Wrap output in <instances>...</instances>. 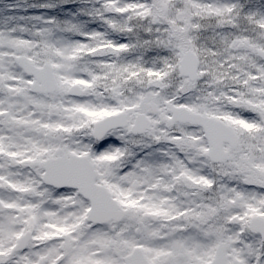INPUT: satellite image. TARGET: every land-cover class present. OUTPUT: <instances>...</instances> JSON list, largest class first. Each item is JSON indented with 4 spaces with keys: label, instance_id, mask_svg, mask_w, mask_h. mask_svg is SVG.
Here are the masks:
<instances>
[{
    "label": "rangeland",
    "instance_id": "374dc122",
    "mask_svg": "<svg viewBox=\"0 0 264 264\" xmlns=\"http://www.w3.org/2000/svg\"><path fill=\"white\" fill-rule=\"evenodd\" d=\"M6 1H9L7 11L0 8V93L4 95H0V143L3 144L0 155V264H123L122 257L129 252V246L132 250V245L137 244V239L127 243V227L130 224L137 226L136 215L140 213L134 212L127 221L92 228L86 216L89 203L81 199L76 191L57 192L46 187L41 180L42 171L33 166L34 162L48 156L88 152L82 149L85 147L82 144L83 135L88 133L75 131L86 126L92 128V123L97 119L110 111L120 110L129 111L131 115L144 110L152 119V130L144 136L146 142L143 145L171 138L177 148L186 150L184 152L188 153L187 158L194 166L191 167L181 156L177 157L185 171L179 176L181 183L188 184L195 179L196 192L204 183L208 184V180L211 183L220 181L224 188L222 196L218 200L216 198L221 204L220 208L217 204L208 207L207 197L201 199L200 194L196 199H191L190 208L193 209L192 219L196 226L191 240L197 238L196 234L206 223L217 225V213L222 209H227L225 237L211 238L207 249H203L199 243L193 244L196 240L189 244L181 242L176 246L171 241H160L170 234L164 229L160 232L169 214L156 212L162 204L160 202L167 199V194L156 190L166 184L158 182V175L155 179L152 176V181L156 182L152 186L156 188L155 192H140L139 196L132 198L135 205L143 195L140 201L143 198L146 201L140 208L150 209L149 206H152L155 208L151 209L155 210L153 213L164 217L159 222L154 221V226L147 221V227L152 226L153 231L158 230L160 234L157 236L158 244H155L156 238L146 240V244L144 242V252L148 258L155 264H207V254H211L219 242H228L232 244L230 254L242 259L244 264H260L259 258L264 254V248L260 240L258 242L255 236L250 235L248 223L251 216L264 215V63L257 55V50L264 48V0H109L108 3L102 2L104 7L100 0H97L99 6L95 4L96 0H90L93 3H89L85 9L109 25L113 21L112 14H124L125 9L134 11L137 18L132 20L131 25L136 26L129 29L132 28L141 38L136 47L139 55L136 62L140 63L142 59L147 62L146 65L137 66V71L131 65L134 63H129L128 69L126 63L118 62L124 57L116 48L100 46L99 43L104 41H98V36L93 35L98 31L91 32L92 40L81 47L82 50L92 51L91 59L83 60L82 65H76L74 46L65 45L64 40L63 43L53 39L52 30L35 39L19 36L16 30H23L24 25H29L27 21L53 20L49 14L52 12L47 10L40 15H28L31 7L35 8V0H0V7ZM70 1L53 0L54 3L50 4L66 5ZM27 4H30L29 9L26 8ZM48 4L45 3L46 6ZM65 13L66 18L57 19L59 22L55 20L56 24L86 25L89 22L88 12H82L80 18ZM240 43L244 46L240 47ZM154 50L156 57H153ZM159 50L173 51L175 61L172 62L169 55L161 56ZM187 50L194 51L200 59L199 78L192 82L181 78L178 73L182 53ZM22 53L37 62L50 60L57 68L63 92L51 97L31 94V80L22 75L19 69L11 67L10 59ZM148 63H152V66ZM74 83H80L87 89L86 97L73 98L68 95V88ZM234 83L241 87L227 88L228 84ZM180 97L183 101L179 100ZM11 98L17 102L10 104ZM218 99H225L224 104L219 105ZM27 102L30 106L28 110ZM111 102L114 103L111 105ZM154 102L159 105L157 113L151 109ZM38 103L44 105L43 109H38ZM173 105L220 116L235 126L240 145L232 152L227 163L220 166L210 163L208 168L211 171L207 169L206 174L201 173L195 164L199 160L200 165L207 163V157H202L207 153L205 140L200 130L186 124L180 123L175 125L174 131L168 130ZM123 130L114 136L125 139L126 143L136 139ZM64 134H73L68 135V143L63 138ZM181 138L186 142L179 143ZM109 148L108 152L100 154L108 155L106 159L101 157L97 160L94 157L98 166L100 162L103 166L104 162L108 168L111 166L108 160L113 159L114 163L120 161L123 167L121 157L129 149L116 145ZM193 151L195 154L191 156ZM155 154V157L145 158L147 162L142 164L146 177L147 171L155 172L164 166L163 162L167 164L158 155L159 152ZM186 164L192 169L186 168ZM111 169L118 181L131 174V181L144 179V173H138L136 168L131 170L130 175L123 176L116 165ZM251 184H254L252 188ZM132 189L134 187L121 191L124 205L128 202L129 192L126 191ZM48 198L53 202L46 203ZM236 198L237 204L234 203ZM205 215L209 218L207 221L198 219ZM129 227L132 230L134 226ZM211 229L213 232V226ZM28 230L34 232L28 249L13 253L12 247L20 235ZM152 232L147 228V233ZM68 241L71 247L66 249ZM180 254L184 256L183 259H179ZM64 256L67 257L61 262ZM260 259H264V256ZM261 263L264 264V261Z\"/></svg>",
    "mask_w": 264,
    "mask_h": 264
},
{
    "label": "water",
    "instance_id": "95a60500",
    "mask_svg": "<svg viewBox=\"0 0 264 264\" xmlns=\"http://www.w3.org/2000/svg\"><path fill=\"white\" fill-rule=\"evenodd\" d=\"M259 54L264 59V50H260ZM22 64L29 73L35 74V77L37 78L39 77V80L44 78L40 76V72L44 70V68L37 69L35 66L27 62L26 60L25 62L22 61ZM197 64L198 62L194 54L185 55L181 66L182 74L189 75L192 79H195L197 77ZM47 79L50 81V87H48V85H46L45 87L41 86L42 91L48 92L53 91L54 88H57L54 87L55 78L53 74L45 76L46 81ZM35 86L36 84L33 85L34 90H36ZM70 93L72 95H83L85 94V91L79 86H73L70 89ZM122 117L124 118V114L112 115L99 121L97 123L95 131L97 138H101L103 134L110 130V128L118 126V121H121ZM171 121H189L202 125L210 141L212 159L217 161L223 160L226 154L222 150V142L224 140L236 139V134L233 129L230 126L226 125L224 122L220 120H215L214 118L204 116L199 113L190 112L186 107H175L173 109V117L171 118ZM122 124L125 123L122 121ZM147 126H149V123L146 120V116L140 115L137 119L136 125L134 126V130L142 131ZM85 160L86 158L72 156V158L69 159H48L37 163V165L41 168L46 169V172L43 177L45 182L54 185L73 183L75 186H77V188H79L80 193L91 200L92 210L90 211V217L95 222L102 223L107 221V218L103 219V217H99L102 214L101 208L103 205L105 208H107V206L114 205L116 209L115 211H111L109 215L111 218L113 217L117 220H120L123 217V214H125V212L120 210L121 208L118 206L117 202L112 198L111 194L106 190V188H104L103 186H99L95 183L96 172L92 169L93 166L91 164H88L90 169L89 171L87 169V171H84L83 169L76 171L74 170V167L78 164V162ZM57 167H60V169H56ZM72 174L76 178L68 179L69 177H73ZM103 213L105 214V210ZM23 238L24 239L21 238L20 244L17 245L15 250L25 248L28 235ZM219 257L220 255H218V258L214 261V264H218L220 260ZM221 257L223 258V256Z\"/></svg>",
    "mask_w": 264,
    "mask_h": 264
},
{
    "label": "flooded vegetation",
    "instance_id": "af4514ba",
    "mask_svg": "<svg viewBox=\"0 0 264 264\" xmlns=\"http://www.w3.org/2000/svg\"><path fill=\"white\" fill-rule=\"evenodd\" d=\"M18 56L19 55L15 56L13 59H10L11 67L13 69H19L21 71L20 73H22V75H24L27 78H30L33 81L32 76L27 75L25 73V71L21 68V66H20V64L18 62ZM28 57L30 58V56H28ZM30 59L32 61H34L32 58H30ZM45 62L46 61H44L43 63H39L38 62L37 64L42 66ZM54 71L57 74L55 66H54ZM55 94H57V93L48 94V95L41 94V96L50 97V96H53ZM151 109L155 113L159 112V107L155 106V104H153L151 106ZM120 111H125L126 112L127 119L129 121V125L126 128H124V130H123V128H120L118 130L111 131L108 134V135H110L108 137V139L105 142H102L101 145H100V147H104L105 146V149L96 150L95 158L97 160H99V158H101V157H103L102 159H106V157H108V155L105 156V155H100V154H102L103 151H104V154H105V152H108V150H110L109 147H111L113 145L119 146V147H121V149L124 146L126 147V149H129V150H126L125 152H127V153L124 154L121 157V158H123L121 160V163H123V167L120 164V161L117 162V163H114L113 159L108 160V162L111 163V166L108 167V168L106 167V164L104 162H103V164H104L103 166H102L101 162L99 164L100 166H98V165L97 166H98V170H100V174L103 172L104 173V174H102L103 176L105 175V176H108V177L114 179V181L111 184H114V186H116V188L125 189V188H128V187H134V189H132L130 191H126V192H129V193L127 195L128 202L125 204V208L129 209L130 212H129L128 216L123 221H127L129 219V217L133 216L134 212L138 211V213H140V214L136 215L138 217L137 222H136L137 226L135 227V225H131L130 224L129 226H132V227L134 226V227L132 228V230H131V228L129 226L127 227L128 235H129L130 238L133 235L137 236L138 238H140L142 236L147 237V234H146L147 233V221L148 220L149 221H155V220H158V219H162L163 217L158 216V213H156V214H155V212L153 213L152 211H155V210H151V209H155V208L152 207V206H149L150 209H147V207H144L143 209H141L140 206H143V204L145 202H140V200H139L138 203L133 205L132 198L135 195L139 196L141 193H146L145 190L148 187L153 186V184L156 185V182L152 181V178H151L152 176L155 179V177H157V175H158V177H160V180L158 182L164 183V181L166 180L165 174L167 172L164 171V170H161L159 174L158 173L147 174V177H146V172L144 171V166H142V164L147 162V160L145 158L149 157V154H150V150H147L146 149V145H143L144 142H145V137L144 136L146 134H133L131 132L132 125L135 122L137 115L143 110H140V111H138V112H136L135 114H132V115H131V112H129V111H126V110H120ZM113 112H115V111H113ZM93 128H94V126H93ZM93 128H91V131H93ZM89 129L90 128L88 127L87 130H89ZM121 130L130 131L131 132V136L135 137L136 139L133 142L126 143L125 139H119L118 137L114 136L116 133L121 132ZM139 140H141V141L138 143ZM136 143L138 144L137 146L134 145ZM133 147H136V149H137L134 152L131 151L133 149ZM94 151H93V154H94ZM130 151H131V153H129ZM118 152H121V151H118ZM112 156H115V154H113ZM143 157H144V159H143ZM176 158H177V156H176ZM117 164H118V166H117ZM138 164H141V165H138ZM114 165H116V168H119L118 172H120L122 174V176L125 175V174L126 175H130L131 174V170L133 168H136L139 171L138 173H140V172L144 173V179H141V180L140 179L139 180L135 179L134 181L133 180L131 181V175H132L131 174L126 179L122 178L123 179L122 181H118V178L116 177V175L114 174L113 170L111 169V167L114 166ZM109 169H110V171H109ZM120 182H122L123 184L121 183L122 184L121 185ZM165 183L168 184L169 182L166 180ZM138 187H140V188H138ZM181 194H182L181 190L176 185H173V187L171 188V191H170V195L172 197V200L170 202L165 203V204H161L159 207H157V209L159 208L162 211L171 212V214H170L171 217L170 218L172 220L182 221L183 222V224H180L179 231L187 232L191 228L192 229V234H193V233L196 232L195 222L192 219L194 217L193 216V211H192L193 209L187 208V206L184 203L185 199L184 198L183 199L180 198ZM141 196H143V195H141ZM140 197H139V199H140ZM189 202H190V200L187 201V204H189ZM138 204H139V206H138ZM185 211H186V213H184ZM190 215H191V217H189ZM205 217H206V215L202 216L201 220H205ZM190 219H191V221H190ZM186 221H190V222L188 224H186ZM140 223H142V224H140ZM157 232H158V230L157 231H153L151 233V236H156ZM142 233H145V234H142Z\"/></svg>",
    "mask_w": 264,
    "mask_h": 264
},
{
    "label": "trees",
    "instance_id": "16d2710c",
    "mask_svg": "<svg viewBox=\"0 0 264 264\" xmlns=\"http://www.w3.org/2000/svg\"><path fill=\"white\" fill-rule=\"evenodd\" d=\"M100 1H101L102 7H104L102 5V2H105V3L109 2V0H100ZM94 2L95 4H97V6L100 5V3L97 2V0ZM8 3L9 1L4 2V6L0 7L2 11H7L6 4ZM34 3H35V8L32 6L31 7L32 11L28 15L32 13H37L38 15H40L47 10H51L52 13H49V14H51L50 16L53 18V20L39 19L41 21H45V22L40 23V25H44V26H41L43 33H45L44 28L46 26H49L50 30L51 29L54 30L52 31V33L55 37L54 38L55 40H59L63 43L65 41V45L72 44L77 54V55L73 54L74 56H76V60H77L76 65H78L79 63L80 65H82L83 60L87 61V59L88 60L91 59L92 51H87L86 49L82 50L81 47H83L85 44L89 43L92 40V37H90V35H92L96 31H98V34H93V35L98 36L99 38L98 41L100 40L104 41L102 43H99L101 44L100 46H105V45L112 46L116 48L118 51H120L119 54L121 57H124V60L122 61L118 60V62H120L121 64L126 63V66H128V69H129V63H134V64H131L133 65V67H135L134 71H137L140 64L143 65L145 63L143 60H141L140 63L136 62L139 59V55L136 52V47L139 45L141 38L137 37L139 36V34L135 31H132V28L129 29L130 26L131 27L136 26V25H131L132 20L134 18H137L135 17L134 11L130 12L128 10H124L123 12L124 14H119V15H117L116 13L112 14L113 21L109 25L107 24L106 21H103V19H98V18L96 19V14H93L90 12V10L85 9L89 3H93V2H90V0H71L69 4H66V5L61 4V3H58V5L56 4L51 5L50 3H54L53 0L52 1L51 0H44V1L35 0ZM45 3H49V4L46 6ZM29 5L30 4H27L26 8L29 9L30 8ZM65 12L73 14L76 18H80L82 12L84 14L88 12L89 22H86L85 23L86 25H67V23H64V22H61L64 25L56 24L55 20L60 19L61 17L63 19L66 18ZM52 14H56V16H53ZM39 20L35 21L34 19H32V20L27 21L29 23L27 27L33 30L35 27H32L31 25H34V26L38 25L36 22H38ZM122 20H124V22H122ZM117 22L119 24H117ZM38 27L39 26H37L36 28ZM118 27H122V28L118 29ZM125 44H129V46L126 47ZM121 45L123 46L121 47Z\"/></svg>",
    "mask_w": 264,
    "mask_h": 264
}]
</instances>
